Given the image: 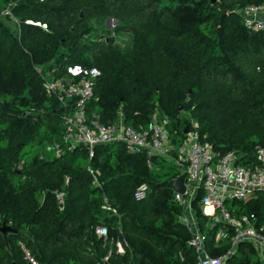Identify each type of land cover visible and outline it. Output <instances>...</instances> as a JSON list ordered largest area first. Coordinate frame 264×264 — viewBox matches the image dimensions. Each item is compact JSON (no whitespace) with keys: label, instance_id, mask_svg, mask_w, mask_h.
Here are the masks:
<instances>
[{"label":"trees","instance_id":"trees-1","mask_svg":"<svg viewBox=\"0 0 264 264\" xmlns=\"http://www.w3.org/2000/svg\"><path fill=\"white\" fill-rule=\"evenodd\" d=\"M263 2L0 0V225L10 227L0 230V264H28L24 249L40 264H104L109 252V264H197L172 185L180 171L158 156L149 167L120 142L97 145L92 155L85 146L67 149L68 109L47 95L45 74L60 77L75 63L95 67L88 117L111 124L122 116L148 129L158 111L174 143L196 130L214 152L250 163L264 148V30L245 26L239 10ZM107 19L117 21L114 33L130 35L128 44L93 37ZM104 196L115 214L102 207ZM200 197L192 204L205 230ZM235 203L264 221V191ZM100 225L106 237L97 235Z\"/></svg>","mask_w":264,"mask_h":264},{"label":"built area","instance_id":"built-area-1","mask_svg":"<svg viewBox=\"0 0 264 264\" xmlns=\"http://www.w3.org/2000/svg\"><path fill=\"white\" fill-rule=\"evenodd\" d=\"M239 12L245 26L264 30V2L248 5ZM36 24L46 27L40 22ZM64 69L60 77H54V70L47 72L44 87L47 95L57 97L68 109L62 134L67 149L85 146L92 155L97 145L120 142L127 152L143 155L149 167H153L152 158L155 156L171 161L180 171L179 175L184 174L185 192H176L175 198L183 207L179 221L190 231L188 244L195 254L196 263L264 264L262 214L242 213L241 205L235 203H247L255 199L259 191H264L263 147H258L255 159L245 164L239 162L233 151L224 154L214 152L208 141L199 139L196 130H186L182 141L174 143L167 128L168 121L160 117L158 111L151 115L148 129L125 124L122 116L111 124L102 122L99 114L88 117L87 102L92 97L100 71L78 63L68 64ZM192 126H196L194 121ZM50 149L56 154L62 151L58 143L52 144ZM97 174V171L92 172L94 183H97ZM145 192L146 185H140L135 192L136 199L144 198ZM200 192L198 205L205 219V230L201 229L192 204ZM57 199L62 207L63 193H58ZM102 207L116 213L105 196ZM95 230L99 237L107 236L105 226H97ZM115 247L116 252H124V242L117 239ZM213 251L218 253L213 254ZM109 255L110 252L104 257V264H109ZM23 258L28 264H40L28 249L23 250Z\"/></svg>","mask_w":264,"mask_h":264},{"label":"rangeland","instance_id":"rangeland-1","mask_svg":"<svg viewBox=\"0 0 264 264\" xmlns=\"http://www.w3.org/2000/svg\"><path fill=\"white\" fill-rule=\"evenodd\" d=\"M92 24H95V23L93 22ZM114 26H115V24L113 22L107 23L105 21L100 22L98 25L95 24V32L97 33V35L95 34V36H93V37H95V39L99 38V37H103V39H105L106 37L114 36L115 40L117 42H119V43L121 42L122 44H128L130 41V35L124 34V33H114L112 31V30H114ZM179 117L181 118V120H184V121L188 120L190 118L187 111L180 112ZM192 122H191V124H192ZM168 126H170L169 123L167 125V128H168ZM185 131H186V129L184 130V132ZM29 150L32 151L30 147H29ZM29 154L30 153H28L26 156H29Z\"/></svg>","mask_w":264,"mask_h":264},{"label":"water","instance_id":"water-1","mask_svg":"<svg viewBox=\"0 0 264 264\" xmlns=\"http://www.w3.org/2000/svg\"><path fill=\"white\" fill-rule=\"evenodd\" d=\"M106 22L107 23L113 22L114 24L117 23V21L114 20V19H107ZM184 181H185L184 174H181V175H179L178 177H176L175 179L172 180L173 188L179 194H184V192H185ZM9 229H10V227L5 225L4 223L2 225H0V230L2 232H6Z\"/></svg>","mask_w":264,"mask_h":264}]
</instances>
